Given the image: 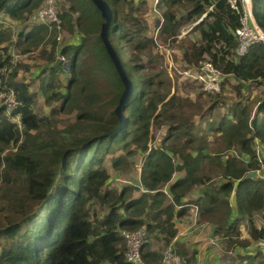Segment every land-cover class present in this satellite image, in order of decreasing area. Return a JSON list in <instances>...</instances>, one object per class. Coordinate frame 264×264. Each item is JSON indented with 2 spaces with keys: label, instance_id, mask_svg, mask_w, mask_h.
<instances>
[{
  "label": "trees",
  "instance_id": "obj_1",
  "mask_svg": "<svg viewBox=\"0 0 264 264\" xmlns=\"http://www.w3.org/2000/svg\"><path fill=\"white\" fill-rule=\"evenodd\" d=\"M41 1L0 0V13L4 11L12 18L24 19L35 12ZM108 1L114 13L109 37L134 82V93L124 108L127 121L118 131H112L120 124L115 106L125 85L101 38L105 19L93 0H72L71 10L60 13L64 23L73 21L72 11L80 13L76 25L83 31L84 38L79 44L59 48V54L71 53L67 67L49 63L41 71L44 76L39 75L47 101L61 100L52 113L62 107L71 109L84 101V97L87 100V108L68 128H59L52 124L49 115L38 113L34 108L36 92L31 90L30 81L15 78L17 70L6 82L2 70L10 65L12 53L3 45L5 31L0 28V91L14 88L19 104L12 112L20 113L21 117L20 123L14 122L5 106H0V178L4 180L0 185V217H6L0 221V264H129L127 241L121 230L135 229L146 223L149 236L160 233L169 244L179 232L177 219L187 211L185 206L178 208L177 205L196 203L206 216L213 215L224 205L225 217L234 215L237 220L254 210L264 209V179L246 177L247 172L262 165L254 143L256 138L264 141V92L255 109L249 100L240 99L230 107L231 114H224L218 122H209L208 130L221 133L225 141L218 153L207 151L204 136L198 137L201 143L196 150L180 153L179 148L168 144L174 134L173 125L162 145L149 148L154 138L152 124L173 103L174 95L165 101L167 93L156 87L163 80H155L157 73L146 75L141 60L128 57L125 42L137 40V46L142 49L152 41L145 36L136 39L119 17L120 2L130 0ZM160 4L167 7L164 19L157 22L160 32L174 37H178L185 23L195 22L207 11V16L195 24L201 40L187 48L185 56L189 61H194L191 56H196L194 62H199L207 54L215 66L227 76L238 79L241 85L264 81V42L256 41L247 52L237 53L239 41L235 30L241 24V13L229 0H161ZM211 4L214 7L209 10ZM175 5H186L187 10L181 17L173 9ZM252 9L264 31V0H252ZM47 32L46 24L30 21L19 32V44L24 39L35 44ZM92 32L96 36L88 40ZM85 47L88 57L93 56L97 71L87 77L85 87L93 90L87 96L79 82L84 71L77 75L79 53L85 51ZM58 53L55 43L51 52L45 50L44 56L50 61L56 60ZM63 72H69L70 77L62 88ZM96 83L106 86L111 93L109 101L99 106V95L108 90H96ZM222 84L224 86V80ZM161 102L164 107L159 110ZM94 105L98 107L95 109ZM132 142L144 156L142 183L147 191L139 196H133L131 185L120 189L112 187L111 175L105 166L109 150L121 145L129 151ZM234 144L246 155L223 156ZM14 146L16 149L9 150ZM178 152L182 157L179 162L172 156ZM208 158L220 165L225 180L218 188L205 187L198 198L185 201L188 190L197 184H206L201 168ZM122 161L123 156H120L113 164L117 167ZM178 171L183 174L176 177ZM168 183L171 198L162 190ZM231 194L236 209L230 205ZM102 209L105 211L100 213ZM250 222L252 237L264 238V227L256 226L251 219ZM224 227L217 223L216 232H222ZM148 242L143 248L144 257L161 262L163 254ZM254 255L257 254L248 255L250 264H264V260L253 263Z\"/></svg>",
  "mask_w": 264,
  "mask_h": 264
},
{
  "label": "rangeland",
  "instance_id": "obj_2",
  "mask_svg": "<svg viewBox=\"0 0 264 264\" xmlns=\"http://www.w3.org/2000/svg\"><path fill=\"white\" fill-rule=\"evenodd\" d=\"M45 0L41 1V5ZM161 0H130L122 1L119 5V17L123 20L126 29L134 34L136 39H140L143 36L151 37L152 41L149 42L146 47L140 49L137 44V40H131L125 42L128 49V57L132 60L140 59L145 68L142 70L149 75H155V80L162 79L163 82L160 85L156 84L159 91L167 93L165 101L169 100L173 95V103L168 105L166 109L162 111L160 118L152 124L153 140L150 142V147L160 146L163 140L168 136L170 127L173 125L174 134L168 139V144L179 148V152L196 150L200 145L201 140L198 137L204 136L205 143L208 146L207 151L212 153H218L222 146H225V141L222 138L221 133L215 130H208L209 122L220 120L219 118L224 114H231L230 107L238 100H249V104L254 105V109L259 102L264 92V87H259V84L242 83L234 77L224 75V86L220 91L208 92L205 91L203 81L194 79L192 74L197 70H200L205 62L214 64L207 54L196 63L194 62L197 57L191 56L194 61H189L185 56V52L188 47L192 46L195 42H200V31L195 29V22L185 23L182 27L181 37H174L167 33L161 34L160 25L157 24L158 20L164 19V13L167 7L164 4H160ZM39 5L34 13L29 14L27 18L19 19L8 16L4 11L0 13V22L2 26L1 30L5 31L4 46H8V51L12 53V61L9 66L4 67L2 73L5 74V80L8 82L12 76V72L17 70L16 79L30 81L31 90L36 92V102L34 108L40 114H47L50 116L53 125H57L59 128H68L76 120L79 113L87 108V100L84 97V101L76 103L71 109L68 107L64 109L60 108L56 113L53 112L55 105H60L61 100H54L52 103L47 101L42 87H40V76H44L41 71L50 63H60L67 67L70 54H59V48L66 46L67 44H79L84 38L83 31L78 27L77 17L78 11H72L73 21L64 23L63 19L61 26L58 27L53 24L52 28H48V32L44 38L35 44H31L29 40L20 41L18 36L19 32L25 28L30 22L36 11L41 7ZM72 0H55V12L60 16V13L71 10ZM164 5V6H163ZM177 11L179 17H181L187 10L186 5H175L173 7ZM9 20V21H8ZM96 36L95 32L89 34L88 40H93ZM264 42V40H262ZM57 46V59L51 60L44 56L45 50L49 53L54 48V44ZM85 51L79 53L78 57V72L77 75H81L79 79L80 87L82 88L84 96L93 92L91 87H85L87 77L94 76L97 71L94 69V59L88 57ZM88 59V60H87ZM50 71V68H47ZM40 75V76H39ZM70 77L69 72L62 73V82L64 87L67 83V78ZM73 85V90H75ZM96 90L104 89L107 91L106 86L96 83ZM255 87L257 90H255ZM57 90V88H55ZM84 89V90H83ZM95 90V91H96ZM5 89L0 92L5 93ZM53 92V90L51 91ZM2 93V94H3ZM111 93H105L99 95V104H103L109 101ZM8 100L7 95H3L0 99V106H5ZM97 106V107H98ZM164 104H159V110H162ZM94 105V108H97ZM116 107V106H115ZM188 131V132H187ZM234 151L238 152L239 148L237 144L233 145ZM16 147H11L9 150H14ZM132 151V152H130ZM225 151V150H224ZM232 151L231 154H235ZM176 155L173 153L175 161L179 162L182 157L179 153ZM230 153V150L226 151L223 156ZM123 156V161L114 166L113 160L117 157ZM143 151L136 145L131 143L129 151L123 146H116L108 151L105 155V166L108 167L111 182L110 185L114 188L120 189L124 185H131L133 187V196H139L141 193L146 192L138 178H142V170L144 165ZM261 162V161H260ZM262 163V162H261ZM181 171L177 173L180 174ZM183 172V171H182ZM201 174L204 177L206 184H197L187 191L184 197L185 201L190 199L194 200L195 191L202 193L205 187L218 188L219 184L225 179L221 174V167L218 163L211 161V159H205L201 168ZM117 177V178H116ZM4 182L3 178H0V185ZM230 205L236 209L233 194L229 196ZM188 202L187 204H191ZM186 204V205H187ZM196 208V207H195ZM105 210H101L103 213ZM224 205L220 210L216 211L213 215H207V217L214 224L215 235L210 242L206 243V246H198L193 248V251L185 253L184 249L180 248V242H175V253L179 256L176 264H210L214 259L221 261L224 259V263L220 264H240L243 258H247L249 254L261 255L260 260H264V238H254L250 232L251 222L250 219L258 227H264V209L254 210L252 213H248L245 216L239 217L230 215L225 217ZM201 214L200 209L197 212V216ZM183 218V226H187L191 223L187 220V217ZM196 215V214H195ZM194 215V219H195ZM231 217V218H230ZM6 217H0V221H3ZM189 218V217H188ZM204 218V217H203ZM190 219V218H189ZM233 221V222H232ZM224 224V230L222 232H216V224ZM234 224V225H232ZM232 225V226H231ZM182 226V225H181ZM191 225L190 228H192ZM226 230L233 232L231 234ZM148 243L154 249L159 250L162 254V260L166 255L168 243L165 241L163 235L160 233L150 234ZM197 243V242H195ZM2 244L0 243V250ZM197 250L198 254H202L203 262L198 261V257L194 258V251ZM207 252L205 253V251ZM161 260V261H162ZM158 263V262H155Z\"/></svg>",
  "mask_w": 264,
  "mask_h": 264
},
{
  "label": "built area",
  "instance_id": "obj_3",
  "mask_svg": "<svg viewBox=\"0 0 264 264\" xmlns=\"http://www.w3.org/2000/svg\"><path fill=\"white\" fill-rule=\"evenodd\" d=\"M232 7H234L238 12L241 13V24L236 28V34L238 36L239 45L237 48L238 54H243L247 52L250 46L259 40H264V31L256 22L253 9H252V0H229ZM41 5V4H40ZM214 4H211L208 9H213ZM207 16V11L200 16L195 21V24L200 22L204 17ZM31 22L44 23L48 28H52L53 24H56L58 27L61 26L62 19L55 12V0H45L41 7L36 11L35 15L32 17ZM9 21V20H8ZM0 22H4L0 20ZM185 32L178 35L181 37ZM226 75L223 70L210 62H205L200 70H197L192 74L194 79H199L204 83V90L208 92L220 91L222 88L223 76ZM0 92V99L3 95L8 96V100L5 105L6 113L14 122H21L20 113H13L12 110L17 107L19 100L16 97V92L13 87L6 89L5 93ZM149 148L150 143H149ZM254 149L258 159L262 162L261 168L264 164V141L259 138L255 139ZM234 151V148L230 149V153ZM235 152V151H234ZM234 154V153H233ZM235 155L238 157L245 156L239 150L235 152ZM261 168L257 169L258 173H261ZM264 179V174L261 175ZM141 183L142 188L147 191L143 186L141 172L138 179ZM168 185H165L162 190L171 198V194L168 191ZM188 203V202H187ZM182 205H177V207L190 205L195 210V213L200 209L199 205L196 203ZM187 204V205H186ZM196 207V208H195ZM123 236H125L127 241L126 257L129 264H173L177 262L179 256L175 253V242L178 239L176 235L170 242L167 248V252L163 260L159 263H155L147 260L143 255L144 245L147 243L149 238V228L146 223L140 225L135 229L123 228L121 230ZM212 240V239H211Z\"/></svg>",
  "mask_w": 264,
  "mask_h": 264
},
{
  "label": "crops",
  "instance_id": "obj_4",
  "mask_svg": "<svg viewBox=\"0 0 264 264\" xmlns=\"http://www.w3.org/2000/svg\"><path fill=\"white\" fill-rule=\"evenodd\" d=\"M246 83L248 84L249 82H246ZM259 87H264V81L259 84ZM255 90H257L256 87H255ZM178 172H176V175H175L176 177L183 174V172L181 171L180 174L177 175ZM262 174H264V164H263V167L261 168V173H258L257 176L262 177L261 176ZM195 192L197 193L195 195V198H198L202 194L200 192H197V190ZM190 200H192V199H190ZM185 207L187 208L186 213L184 215L180 216V218L177 219V222H176V224L178 225V228H179V232L177 233L178 239L176 242H180L179 247L184 249L183 252L188 253L190 251L192 252L193 248H195V247L206 246V243L210 242L211 239L215 235L213 234L214 224L206 215L202 214V212H201V214H199V216H197V212L195 213V210L192 208V206L187 205ZM178 208H180V207H178ZM188 212H189L188 217L190 219L187 217V220L191 223L187 226V228H185L183 226L182 221H183V218L186 217ZM235 213H236V211H235ZM194 215H195V219L193 218ZM191 225H193L192 228H190ZM195 242H197V243H195ZM206 252H207V250L205 251V253ZM194 253H195L194 258L198 257V261L201 260V262H203V259H204L203 256L204 255L198 254L197 250H195ZM260 259H261V255H254L253 263H258L260 261ZM222 262L224 263V259H222L221 261L214 259L210 264H220ZM173 264H176V263H173ZM240 264H250L249 257L243 258L242 262Z\"/></svg>",
  "mask_w": 264,
  "mask_h": 264
},
{
  "label": "water",
  "instance_id": "obj_5",
  "mask_svg": "<svg viewBox=\"0 0 264 264\" xmlns=\"http://www.w3.org/2000/svg\"><path fill=\"white\" fill-rule=\"evenodd\" d=\"M95 5L100 9L102 16L104 17V22L102 23V28L100 31L101 38L108 50V53L113 60L115 67L117 71L119 72L122 81L124 82V91L122 93V96L120 98V101L118 105L115 108L116 113L118 114L120 118V124L113 129L112 131H118L123 127V125L127 121V117L124 114V108L127 103V101L131 98V96L134 93V82L133 80L129 77L123 62L116 50V48L113 46L110 37H109V30H110V25L113 19V9L108 0H93ZM258 171L257 170H252L247 172L246 177H252V176H257Z\"/></svg>",
  "mask_w": 264,
  "mask_h": 264
}]
</instances>
